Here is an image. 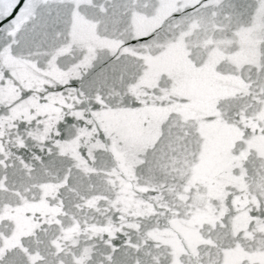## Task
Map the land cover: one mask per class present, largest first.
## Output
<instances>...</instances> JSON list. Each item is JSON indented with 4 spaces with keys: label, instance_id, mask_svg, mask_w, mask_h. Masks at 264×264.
Wrapping results in <instances>:
<instances>
[{
    "label": "snow or ice",
    "instance_id": "6c2138e0",
    "mask_svg": "<svg viewBox=\"0 0 264 264\" xmlns=\"http://www.w3.org/2000/svg\"><path fill=\"white\" fill-rule=\"evenodd\" d=\"M0 264H264V0H0Z\"/></svg>",
    "mask_w": 264,
    "mask_h": 264
}]
</instances>
